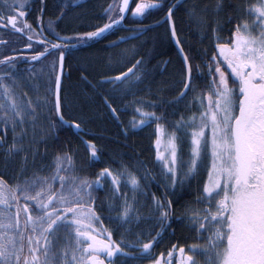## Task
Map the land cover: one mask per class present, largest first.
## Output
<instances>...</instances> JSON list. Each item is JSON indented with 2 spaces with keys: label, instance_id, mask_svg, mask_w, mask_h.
<instances>
[{
  "label": "snow or ice",
  "instance_id": "snow-or-ice-1",
  "mask_svg": "<svg viewBox=\"0 0 264 264\" xmlns=\"http://www.w3.org/2000/svg\"><path fill=\"white\" fill-rule=\"evenodd\" d=\"M29 4L0 0V264H264V0L192 4L188 15L201 25L207 26L209 11L213 14V51L203 50L202 63L185 51L177 32L173 16L182 0L135 3L132 17L165 11L157 23L170 26L181 58L180 90L170 101L133 100V117L122 129L127 136L154 126L156 170L142 161L121 160L116 168L105 164L94 176L81 171L68 148L48 163L44 157L56 128H66L81 136L89 164L100 161L97 145L83 140V118L65 116L73 106L64 95L65 56L119 30L130 0H112L103 10L102 26L73 36H62L51 19L45 26L38 17L34 28L24 19ZM5 31L26 38L23 48ZM144 31L133 29L131 35L138 38ZM127 40L122 36L111 46ZM34 47L33 54L25 53ZM137 55L131 50L130 58L121 59L131 66L106 77L101 86L136 95L134 88L147 78L145 61ZM101 96L119 121L110 98ZM165 105L173 108L171 118L156 110ZM17 159L9 174V163ZM201 171L204 177L198 180ZM194 180L191 199L179 203ZM174 222L193 233L192 242L173 243L156 256L155 247L175 235Z\"/></svg>",
  "mask_w": 264,
  "mask_h": 264
},
{
  "label": "trees",
  "instance_id": "trees-1",
  "mask_svg": "<svg viewBox=\"0 0 264 264\" xmlns=\"http://www.w3.org/2000/svg\"><path fill=\"white\" fill-rule=\"evenodd\" d=\"M74 1L76 0H57L59 4L68 5L64 8V15L59 20L56 19L60 15L59 6L54 5L55 3L51 4V11L47 6L42 20L43 24L46 18H48L46 20L51 19L56 23V31L62 36H73L102 26L106 22L103 10L109 3H112V0H89L87 4L76 7L72 4ZM136 2L138 0H130V11L125 14V20L118 26L119 30L109 32L99 41L73 48L65 56L64 95L72 98L73 101L72 109L65 111V116L66 118L75 117L77 120L83 118L82 127L86 133L83 138L91 140L100 149V161L95 166L89 164L88 152L82 143L81 136H77L73 130L56 128V137L48 142L47 155L44 157L45 163L50 162L56 152L68 148L72 150L81 171L93 176L105 164L113 168L118 167L121 160L129 165L142 161L154 171L156 170L153 146L154 126L130 130L127 136L124 135L122 129L128 127V122L133 117V100L144 98L170 101L178 94L182 63L170 36L169 25L161 26L157 23L163 19L165 11L149 10L145 17H132L130 12ZM169 2L171 0H166V4ZM189 5L190 0H182V4L177 5L173 16L179 38L186 52L189 47H193V41L190 43ZM37 14L40 15V13ZM149 25L152 27H147ZM137 28L145 29L138 38L131 35V31ZM45 30L47 32L46 28ZM122 36L128 37L127 42L122 41L119 47H112V43ZM49 38L52 39L51 36ZM133 49L138 53L135 59L143 57L147 69V78L133 90L136 95L121 96L113 93L110 85L101 86L100 82L106 77L119 75L121 71H126L127 67L131 66L128 60L121 63V59L125 56L130 58ZM19 67L22 68L24 65L21 64ZM82 77H87V81ZM92 85H96V88L94 89ZM25 90L32 95L30 89ZM101 94L108 96L110 102L117 108L119 121L109 112ZM182 109L183 106H181ZM156 110L158 112L163 110L170 118L173 112V108L168 105H165L163 109L158 106ZM52 118L55 119L54 116ZM7 138L11 140V132L8 133ZM41 151H43V146H41ZM2 164L3 160L0 159V166ZM18 164V159L9 163V174L18 167ZM98 196L102 199L104 192H99ZM105 224L107 225V221ZM113 238H117L115 233Z\"/></svg>",
  "mask_w": 264,
  "mask_h": 264
},
{
  "label": "flooded vegetation",
  "instance_id": "flooded-vegetation-1",
  "mask_svg": "<svg viewBox=\"0 0 264 264\" xmlns=\"http://www.w3.org/2000/svg\"><path fill=\"white\" fill-rule=\"evenodd\" d=\"M89 0H76L74 1L72 4L74 5V7L79 6V5H84L87 4ZM234 2V0H233ZM55 3V4H54ZM193 3H196L197 5H199L201 8L205 5V4H213L214 0H190V5L189 8L192 6ZM227 3V0H226ZM51 4L57 5L59 6V10L58 12H61L64 10V5L65 4H59L57 2V0H44L43 3V8H44V12L42 17H40V15L38 16L37 13L39 12V9L41 8V0H30V4H29V8L30 11H28L27 16L24 18L26 19L29 23H31L33 25V27H37V18L40 17L42 20L44 18V15L46 14V8L48 6V10L51 11L52 6ZM53 5V6H54ZM222 18L226 21L227 20V11L225 13L222 14ZM48 19V18H46ZM45 19V23L44 25L46 26L49 22V20ZM212 20H213V14L209 11V15H208V24L207 26L201 25L195 16L193 17H189V27H190V43L193 41V47H189V50L187 52H189L190 54H194L197 58V61L202 63L201 58V54L203 52L204 49L208 50L209 55L212 54L213 51V45H212V40H211V24H212ZM225 30H227L228 27H230V25H228L227 23L224 24ZM46 32V30H45ZM47 34V32H46ZM5 36L6 38H9L10 40L15 41L16 46L18 48H23L25 42H26V38L24 37H20V34H13L11 36L8 35L7 31H5ZM16 37H20V39H16ZM51 39V38H49ZM184 47V45H183ZM185 48V47H184ZM4 51L9 52L10 53V49H5ZM35 51V47L32 50H25V53L27 55H31L33 54ZM186 51V48H185ZM201 88L204 87L203 84L200 85ZM183 110V109H182ZM204 177V173L203 171H201L200 177H198V180L203 179ZM197 188V180H194L191 182V187L185 189V191L181 194L183 199L179 201V203H183V200H187V199H191V193L194 192ZM153 191L157 192V195L160 194L159 190H157L155 187L153 188ZM177 203H174V208L178 207ZM173 227L176 229L175 231V235H168L166 236L164 242L162 244H160L158 247H155V255L158 256L160 254V252H166L173 243H178L182 246H186V244L192 242L193 239V233H191L186 227H183L181 224L179 223H173Z\"/></svg>",
  "mask_w": 264,
  "mask_h": 264
},
{
  "label": "water",
  "instance_id": "water-1",
  "mask_svg": "<svg viewBox=\"0 0 264 264\" xmlns=\"http://www.w3.org/2000/svg\"><path fill=\"white\" fill-rule=\"evenodd\" d=\"M170 27V26H169ZM173 43H174V41H173ZM174 45H175V43H174ZM175 47H176V45H175ZM176 49H177V47H176ZM74 132H75V130H73ZM83 140H85L84 138H83Z\"/></svg>",
  "mask_w": 264,
  "mask_h": 264
},
{
  "label": "rangeland",
  "instance_id": "rangeland-1",
  "mask_svg": "<svg viewBox=\"0 0 264 264\" xmlns=\"http://www.w3.org/2000/svg\"><path fill=\"white\" fill-rule=\"evenodd\" d=\"M124 54H125V53H124ZM124 54H123V55H124ZM153 146H154V140H153Z\"/></svg>",
  "mask_w": 264,
  "mask_h": 264
}]
</instances>
